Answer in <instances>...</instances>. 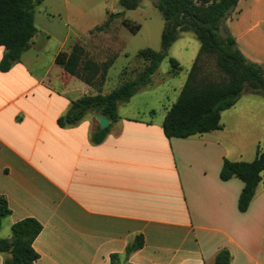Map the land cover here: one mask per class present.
<instances>
[{"label": "crops", "instance_id": "crops-1", "mask_svg": "<svg viewBox=\"0 0 264 264\" xmlns=\"http://www.w3.org/2000/svg\"><path fill=\"white\" fill-rule=\"evenodd\" d=\"M224 27L247 60L264 68V0H240ZM76 45L46 60L38 31L21 61L0 71V200L9 211H0V240L34 219L43 227L37 264H110L114 255L127 264H214L224 249L231 264H264V173L245 213L238 209L244 183L220 178L225 160L252 162L264 144V98L243 93L222 113L220 130L187 139L165 136L175 103L157 118L147 106L148 119L119 106V120L95 144L98 114L59 124L72 102L107 95L57 64ZM81 46L91 56L109 48ZM5 53L0 47V62ZM137 237L144 247L126 259ZM7 257L0 254V264Z\"/></svg>", "mask_w": 264, "mask_h": 264}, {"label": "trees", "instance_id": "trees-1", "mask_svg": "<svg viewBox=\"0 0 264 264\" xmlns=\"http://www.w3.org/2000/svg\"><path fill=\"white\" fill-rule=\"evenodd\" d=\"M36 0H0V47L6 53L0 62V71L9 72L21 61L38 33L35 24ZM143 0H120V6L127 11L137 10ZM240 0H157L155 8L161 13L165 25L161 35V50L145 49L139 56L148 62L136 80L125 82L111 93L101 92L85 95L72 102L68 113L60 118L62 127L75 126L90 114H98L115 123L119 120L118 107L129 102L142 89L152 84L154 75L169 56V50L182 33H193L200 43V52L189 71L177 102L169 110L163 129L168 139H187L208 134L222 128V113L233 108L245 92L264 98V68L247 60L240 50L236 39L224 27L225 22L236 10ZM123 13L118 14L122 17ZM110 16L96 31H107L111 23ZM123 25L137 34L140 26L127 21ZM202 56L216 57L221 83H215L200 77L199 62ZM64 71L85 84L95 87L103 75L107 77L111 65L96 63L86 59L85 49L76 45L70 53H60L56 59ZM172 76L180 75L182 65L176 59H170ZM110 127L97 129L92 140L102 143ZM264 173V149L259 147L252 162H231L225 160L220 178L227 182L238 178L244 188L238 201L241 213L248 211ZM0 211L9 213L6 202L0 200ZM42 225L34 219H26L12 227L10 239L0 240V254H8L4 264H37L39 255L34 242L42 232ZM143 237H137L126 250V259L144 247ZM229 250H221L214 264H231ZM110 264H127L121 257L114 255Z\"/></svg>", "mask_w": 264, "mask_h": 264}, {"label": "rangeland", "instance_id": "rangeland-1", "mask_svg": "<svg viewBox=\"0 0 264 264\" xmlns=\"http://www.w3.org/2000/svg\"><path fill=\"white\" fill-rule=\"evenodd\" d=\"M119 1L36 0L34 5L35 24L45 45L46 60L51 59L64 45L76 42L80 46L83 43L88 47L93 43H101L109 47L98 56H91L93 51L89 47L86 55L89 60H103V67L111 65L108 77L103 75L96 85L98 89L104 88L105 94L111 93L125 82L137 79L148 64L139 53L145 49L161 50V35L165 25L161 13L155 8L157 0H143L141 6L134 11L123 9ZM120 13H123L122 17H118ZM110 16L109 29L96 31L95 28L103 25ZM123 21L133 26L139 25L141 29L137 34H132L123 25ZM92 28L94 29L91 30ZM199 52L200 43L196 36L193 33H182L169 50L168 58L154 75L153 85L135 95L129 103L120 104L121 114L127 109L128 115L148 119L153 116L144 111L147 106L157 108L153 118L164 114L176 103ZM171 58L179 61L183 67L180 75L175 77L171 74ZM199 66L202 79L215 83L223 81V76L217 69L216 57L202 56ZM77 84L83 86L79 82ZM261 147L264 149V144Z\"/></svg>", "mask_w": 264, "mask_h": 264}, {"label": "water", "instance_id": "water-1", "mask_svg": "<svg viewBox=\"0 0 264 264\" xmlns=\"http://www.w3.org/2000/svg\"><path fill=\"white\" fill-rule=\"evenodd\" d=\"M95 119L98 122V124L102 130L109 128V126L111 125V121L108 118H105L101 115H97L95 117Z\"/></svg>", "mask_w": 264, "mask_h": 264}]
</instances>
